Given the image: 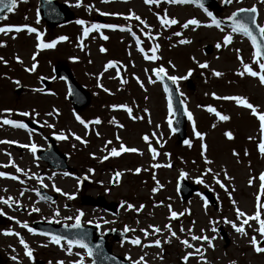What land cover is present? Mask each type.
<instances>
[{
  "label": "rangeland",
  "instance_id": "374dc122",
  "mask_svg": "<svg viewBox=\"0 0 264 264\" xmlns=\"http://www.w3.org/2000/svg\"><path fill=\"white\" fill-rule=\"evenodd\" d=\"M58 1L69 3L76 15L73 22L48 27L38 13V0H25L24 3L18 0L17 8L0 21V26L34 27L44 34L41 39L45 43L60 36L68 37L65 41H58L54 48L37 49L39 41L36 34L28 33L26 29L18 33H0L3 44L0 57L7 62H0V141L14 142L0 143V172L6 174L0 176V197L8 201H0V215L4 219L0 224V264H39L38 261L43 264L61 261L70 264L81 257L84 264H92L86 249L73 245L69 255L66 241L62 240L60 245L53 244L51 236L34 230L29 232L17 223H27L29 228L36 220L72 224L79 212H83L80 218L83 225L98 224L102 233L109 228L134 230V238L141 241L140 247L133 251L126 249L133 248V243L114 244L113 247L116 253L130 258H137L139 249H145L144 252L149 250L155 255L157 264H232L233 261L235 264H264V253H256L250 244V238L255 236L264 246V238L254 231L259 226L258 222L249 221L251 227L245 225L247 235L237 233L230 223H225L227 219L239 224L237 207L247 215H254L258 207L264 205V194L259 188V176L264 173V155L258 148L261 136L259 121L250 109L238 106L234 101L216 98L242 96L256 106L258 112H264V85L259 83L258 76L239 75L243 70L241 60L259 72L254 58L255 49L248 37L233 33L232 28L223 22L238 9L255 6L257 22L264 25V3L261 0H232L231 3L215 0L216 7H199L192 2L173 4L167 0H160L159 4H146L144 0H80V6H77V0ZM130 12L144 20L148 28L144 29L135 19H126ZM208 12L221 21L220 28L211 25L212 17ZM98 15L105 19V24L118 27L93 30L85 37L84 27L101 25L94 22ZM164 15L178 23L162 26L160 20ZM193 18L201 22L200 26L182 27ZM77 20L86 23L80 25ZM121 27L132 28L141 40L143 52L138 49L132 34L121 31ZM177 32L181 35H174ZM145 33H150L153 39ZM226 35H231L232 40L225 46L223 38ZM103 36L108 39H103ZM181 39L190 43L180 44ZM218 43L220 48L216 47ZM157 44L159 59H145V55H152L151 48ZM206 45L213 46L209 54L204 52ZM101 47L106 51L100 52ZM34 54L36 70L27 72L25 68L31 67ZM108 61L118 62L120 67L105 71ZM203 63L208 67L200 68L199 64ZM60 64L68 65L76 80L88 91L90 100L85 107L75 109L69 101L66 81L54 73V67ZM158 67H164L168 76H184L191 70V76L175 84L186 110L193 116L196 131L205 134L203 142L195 136L193 121L187 118V140L191 147L179 143L172 125L168 124V120L173 119L168 110L169 98L153 71ZM214 71L222 75L216 77ZM42 78L52 80L47 92L42 91ZM149 78L155 82L150 83ZM122 79L126 83L122 84ZM188 79L193 82V89L188 86ZM15 81H19V85ZM114 105H127L132 109V115ZM209 106L230 119L220 121L214 113L207 111ZM24 111L30 115H19ZM76 115L88 124L87 128L76 120ZM97 118L101 123H92ZM3 119L23 123L32 121L41 127V131L4 125ZM226 131H231L234 138L227 139ZM61 133L67 138L61 139L60 147L66 153L68 149L71 151V174L67 176L65 172L47 169L31 150L32 145L46 146V136ZM145 135L148 141L143 139ZM76 136L86 143L75 139ZM66 143H70V147L67 144L65 148ZM121 143L138 151L109 155L111 149H119ZM202 143L207 145L206 151L201 147ZM149 145L156 149L155 157L149 151ZM233 152L238 155H233ZM105 156L108 158L104 159ZM205 158L212 163H205ZM13 164L22 171L17 172ZM137 168L140 169L138 173L135 171ZM225 171L231 180L225 178ZM117 172L121 173L118 179L115 176ZM12 176L18 179H12ZM182 177L201 187L198 194L185 202L178 192V182ZM217 179L225 188L216 183ZM39 184L49 192L59 189L57 200L51 202L40 197ZM204 190L211 191L217 200L216 206L209 203L203 195ZM83 197H103L108 203H118L119 213L113 215L102 208L83 204ZM128 204H132L133 209H129ZM141 205L143 208L136 211ZM33 208L39 211H32ZM259 210L264 219V207ZM171 212H176L177 217L173 218ZM219 225L227 232L228 242L218 232ZM149 226L160 231L153 233ZM168 228L176 233L175 237L171 236ZM142 229L148 232L147 236ZM6 233H19V237ZM193 235L212 238L213 247H208L205 241L192 240ZM20 237L32 249L31 258L25 255V249L19 243ZM156 239L161 241L160 247L154 245ZM182 240H187L193 247H185ZM145 244L149 247L143 246ZM196 248L201 249L203 258ZM164 253L170 255L165 256L166 262ZM188 253L192 255L185 261L183 257Z\"/></svg>",
  "mask_w": 264,
  "mask_h": 264
},
{
  "label": "snow or ice",
  "instance_id": "6c2138e0",
  "mask_svg": "<svg viewBox=\"0 0 264 264\" xmlns=\"http://www.w3.org/2000/svg\"><path fill=\"white\" fill-rule=\"evenodd\" d=\"M103 2H108V0H103ZM144 2L146 4H159L160 0H144ZM167 2L169 3H173V4H176V3H180V4H183V3H190V2H195L198 4V6H201L202 7V4H199V0H167ZM232 0H225V3H231ZM262 3H264V0H261ZM18 6V0H0V12H3L4 10H7L8 12H13ZM77 6H80V0H77ZM252 13V14H255L257 13V8L255 6H253L252 8L250 9H238L237 12H234L232 13V15L230 17H228V19H230L232 21V32L233 33H241L243 34L244 36L248 37L252 43V46L253 48L255 49V52H254V58H255V63L258 64L259 66V72L258 71H254L253 68L249 65V64H246V63H243V61L241 60V63L243 64V70L239 73V75L243 76L245 73L251 77H257L259 78V83L261 85H264V74H261V73H264V25H257V28L259 30V37H257L256 35L253 34V31H252V28L249 26V23L244 20V19H238L237 18V15L238 13ZM103 14H107V13H103ZM208 16L212 17V20H211V25H214L215 27L217 28H220V25H221V21L220 20H217L211 12H208L207 13ZM113 15H117L116 13H113ZM4 19H6V17H3ZM126 19H135L137 21H139L140 25H143L144 29H147L148 28V25L146 24V22L144 20H142L139 16H137L134 12H130L129 15L127 17H125ZM39 22V20L37 19V23ZM77 24H80V25H85V21L84 20H77L76 21ZM160 23L162 26L164 25H175L178 23V21L176 19H169L167 17V15H164L163 18H161L160 20ZM200 21L193 18V19H190L188 20L187 22H185L182 27L183 28H188L189 25H194V26H200ZM251 23L252 24H256V20H255V16L253 15L251 17ZM209 25V26H211ZM118 26L117 25H113V24H102V25H98V24H94V25H91V27H84L83 28V35L85 37H87L89 35V33L93 30H96V31H99V29L101 28H112V29H115L117 28ZM28 32V33H35L36 34V38L37 40L39 41V43L37 44V49H51V48H54L57 44L58 41H65L68 39V37L66 36H60L57 38V40H52L51 42H43V40L41 39V37L44 35L42 32H39L36 28L34 27H30L28 25H21V26H15V25H5V26H0V33H4V34H8L10 32H20L22 30H25ZM121 31H128L132 34L133 38L136 40V45L138 47V49L143 52L144 49L140 47V44H141V40L138 36H136V33L132 31V28L131 27H127V28H124V27H121L120 28ZM143 30V29H142ZM146 35L149 36L150 39H153V37L151 36L150 33H145ZM174 35H181V33L177 32V33H174ZM103 39H108L107 36H103L102 37ZM232 40V36L231 35H226L224 36L223 38V43L224 45H228ZM180 44H185V43H190L189 40H186V39H181L179 41ZM0 46H3L2 42H0ZM217 48H220L221 47V44H217L216 45ZM159 49V45H155L154 47L151 48V52H152V55L151 56H148V55H145V59H151V60H156V59H159V57L156 55V52L158 51ZM106 49L101 47L100 48V52H105ZM239 51V50H237ZM17 61L18 62H21L20 61V58L19 57H16ZM73 59H76V58H73ZM32 60H33V63L31 65V67H28V68H25V71L27 72H33L36 70V67H37V63H36V55L34 54L32 56ZM0 62H4V63H7L6 61L3 60V57H0ZM117 63L118 62H114V61H108V63L105 65V71L107 69H115L117 68ZM199 67L200 68H207L208 65L206 63H203V64H199ZM156 77L157 78H163V76L165 75L166 73V70L164 67H158L156 69L153 70ZM213 75L216 76V77H220L222 75V73L218 72V71H214L213 72ZM117 76H119V71L117 70ZM189 76H191V70L188 71L187 75H184V76H175V75H171V76H168L167 79L170 80L173 84L177 83V81L179 80H185L187 79ZM99 79V77H98ZM138 83L139 80L137 81ZM149 82L150 83H154L155 81H153L151 78H149ZM15 83L17 85H19V81H15ZM121 83H126L125 80H121ZM98 86H101L102 85H98ZM141 88H143V84L141 83L140 84ZM106 92L108 91V89H104ZM165 92H168L169 89L167 86H165L164 88ZM35 91H40V89H35ZM213 96H215V93H213ZM217 99H221V100H229V101H234L238 106H242L246 109H250L251 110V114L253 116H256L258 118V121H259V129H260V133H261V136H260V141H259V144H258V148H259V152L264 155V112H258L257 110V107L254 106L253 104H251L247 98L245 97H242V96H221V97H216ZM113 107H121L123 108L130 116L132 115V109L130 107H128L127 105H114ZM168 110H169V113L171 115H174V113L172 112V104H171V99H169V103H168ZM5 111H11V110H5ZM55 111V109L53 110ZM207 111H209L210 113H214L216 115V117L220 120V121H228L230 119V117L228 115H225V114H221L219 111H217L214 107H211L209 106L207 108ZM34 112V110H33ZM36 115H38V113H34ZM52 113H48V115H51ZM19 115L21 116H24V117H28L30 115L29 112L27 111H24V112H20ZM185 115H187V118L189 121H193V132L195 134V136L197 138H199L202 142L204 141V138H205V134L204 133H201L199 131H196L195 129V122L193 120V116L190 112H188L186 109H185ZM76 120L79 121L80 124L84 125L85 128L88 127V124L79 116V115H76L75 116ZM134 119H140V117H133ZM92 123H95V124H99L101 123V121L97 118L95 121H93ZM2 124L4 125H11L12 127L14 128H20V129H27V124L21 122V121H17V120H13V119H3L2 120ZM168 124L169 126L171 127L172 125V120L169 119L168 120ZM48 127H52V125H47ZM212 127H215V124L212 125ZM173 131H175V129H173ZM98 135V133H97ZM153 135H155V133H153ZM224 135L227 137V139L231 140L233 139V133L231 131H226L224 133ZM59 139H66L67 137L64 136L63 133H61L58 137ZM75 139L77 140H80L81 143H86V141H83L81 140V137L79 136H76ZM118 139V137H117ZM143 139L145 141H148V136L145 135L143 137ZM249 139H252L251 137H249ZM0 143H14L13 141H0ZM108 143H111L110 141ZM184 143L186 145H188L189 147H191V142L189 140H185ZM24 147H27V145H24ZM201 147L206 151L207 150V145L206 144H201ZM31 150L33 152L36 151V146L35 145H32L31 146ZM138 150L136 148H129V147H125L122 143L120 144L119 146V149L117 148H112L109 155L111 156H119L121 153H124V152H137ZM149 151L152 152L153 154V157L156 156V149L152 148L151 145H149ZM247 154V153H245ZM167 155V154H166ZM233 155H238L237 153L233 152ZM108 157L105 156L104 159H107ZM205 163L207 164H211L212 161L210 160H207L205 158ZM158 165H153V167H157ZM6 167V165H5ZM13 167L16 168V171L17 172H21L22 169H20L19 167L15 166V164H13ZM89 171H92L91 169H89ZM135 171L138 173L140 171L139 168L135 169ZM209 172H211L212 170L209 168L208 169ZM6 174L3 173V172H0V176H5ZM64 175H69V173L65 172ZM121 173L117 172L115 173V176L117 177V179L120 177ZM218 175V173L216 174ZM12 179H18V177L16 176H12L11 177ZM225 178L228 179V180H231L232 178L231 177H228L227 176V173L225 171ZM259 180H260V185H259V188H260V192L261 194H264V173H261L260 176H259ZM197 182H202L200 180H198ZM216 183L220 185L221 188H225V185L222 184L220 182L219 179L216 180ZM252 183V180L250 179L249 180V184ZM57 191H60L59 189H56ZM153 191H155V189H153ZM225 191H227V189H225ZM21 195H23V193H21ZM229 197L231 198V193H229ZM69 198H72V197H69ZM9 199H11V197H9ZM257 199L259 200V196L257 197ZM0 201L4 202V203H7L8 201L7 200H4L2 197H0ZM232 203L235 205V201L233 200ZM127 207L129 209H133V205L132 204H128ZM260 207H264V205H260L258 207V210L256 211V213L254 215H247L245 212L241 211L238 207L235 208V211H236V218L237 220L239 221V224L235 223V222H232V221H228L227 219H225V223H230L232 228L237 232V233H240L241 235H247V232L245 230V225L251 227V225L249 224V221H256L258 222V228L254 229V231L258 232L259 235L264 238V219L261 218V211L259 210ZM143 208V205L140 206V208H136L135 210L136 211H140V209ZM32 211H39V209L37 208H33ZM58 214V213H57ZM177 213L176 212H171V216L173 218L177 217ZM182 215V213H181ZM81 216H83V212H79V214L75 217V220H76V223L73 225V227H76V228H79L80 227V218ZM17 223L20 224L21 227L23 228H26L29 232H33V229L29 228L27 223H21L19 221H17ZM97 227H99V225L97 224ZM149 227H152L153 228V233H157L160 231L159 228H156V227H153V226H149ZM168 227V226H166ZM125 231H130V229H128L127 227L124 229ZM169 232L171 233V236L175 237L176 236V233L175 232H172L171 231V228H168ZM134 231V230H132ZM144 232L145 236L148 235V232L145 231V230H141ZM181 231H183V228H181ZM212 231H215V229L213 228ZM6 234H14V235H17L19 237V233H6ZM192 240H202V241H205L207 242L208 244V247H213V244H212V238H209L208 236H200V237H197L195 235H193L192 237ZM177 239H179V237H177ZM62 240H66L67 242V245H68V254L71 255L72 252H71V247L73 245H78L80 248L82 249H86L87 250V255L89 257L93 256V249L91 247H89V245L87 243L84 242V238L81 237V238H78V239H67L66 237H63V236H56V235H53L51 236V242L53 244H57V245H60L61 244V241ZM167 242V241H165ZM19 243L23 246V248L25 249V255L28 256L29 258L32 257V249L29 247L28 243L22 238L20 237L19 238ZM131 243L135 244V245H139L141 243L140 239L139 238H136V239H133L131 241ZM154 245L156 247H160V244H161V241L159 239H156L155 241H153ZM181 243L185 246V247H188V248H191L193 247L187 240H182ZM250 244L251 246L253 247L254 251L256 253H264V246L261 245V243L256 239L255 236H252L250 238ZM97 248H99L100 246L97 245L96 246ZM196 252L197 253H200L201 254V257L203 258V253H201V249L200 248H196ZM77 256H79L80 254L79 253H76ZM192 253H188L187 255H185L183 257V259L185 261L188 260L189 256H191ZM13 259H16V257H13ZM141 261H143V258H141ZM58 264H63V262H58ZM70 264H84V258L81 257L79 260L77 261H74V262H70ZM93 264H95V262H93ZM133 264H140V262H133ZM232 264H235V262L233 261Z\"/></svg>",
  "mask_w": 264,
  "mask_h": 264
},
{
  "label": "water",
  "instance_id": "95a60500",
  "mask_svg": "<svg viewBox=\"0 0 264 264\" xmlns=\"http://www.w3.org/2000/svg\"><path fill=\"white\" fill-rule=\"evenodd\" d=\"M199 4L202 5H216L214 0H199ZM39 11L43 19L46 20L47 24L50 27H56L62 25L64 23L70 22L73 20L74 15L69 9L67 3H60L56 0H41ZM8 11L4 10L0 12V19L5 17ZM255 16V20L257 17V13H238V19H244L249 23V26L252 28L253 34L259 37L260 33L256 24L251 23V17ZM227 24L232 26V21L229 19L226 21ZM205 53L209 54L213 51L212 45H207L204 48ZM56 74L62 78H64L69 86V97L72 101L74 107L83 108L89 103V93L83 89V87L76 81L72 72L66 65H59L56 67ZM164 86H167L169 91L167 92L172 104V110L174 113V119L172 122V126L175 129V132L178 136L179 143H183L187 139V115H185V107L181 100L179 90L175 84H173L170 80L167 79V76L164 75L161 79ZM50 80L43 79L42 83L45 85V90L50 84ZM188 86L193 89L194 84L191 79L188 80ZM50 158H46L49 160L50 165L53 168H68L67 165V156L60 153L54 144H50L49 151ZM178 190L182 199L184 201L189 200L194 194L198 193L200 188L196 184L190 183L187 179L181 178L178 184ZM46 197L54 200L56 196H49L46 193L42 192ZM205 195L209 199L211 205L216 206L217 201L215 197L209 192L205 191ZM83 203L87 205L93 206H101L108 210L111 213H117L119 211V204L117 203H108L103 197H99L98 199H93L91 197H83ZM2 219L0 218V223ZM75 224V223H74ZM67 226L63 225H53L52 223H42L35 222L32 227L35 230L48 233L56 236H63L67 239H78L83 237L84 242L89 245L93 249V262L95 264H133L129 262L126 258L115 254L107 241V238L110 235H113L115 239H121L120 235L123 234L119 229H112L106 232V236H101L99 227L97 225H89L85 226L80 223V227L76 228L73 225ZM218 231L221 235L225 237L227 242L229 241V237L223 227L219 226ZM100 247L97 248L96 246Z\"/></svg>",
  "mask_w": 264,
  "mask_h": 264
},
{
  "label": "flooded vegetation",
  "instance_id": "af4514ba",
  "mask_svg": "<svg viewBox=\"0 0 264 264\" xmlns=\"http://www.w3.org/2000/svg\"><path fill=\"white\" fill-rule=\"evenodd\" d=\"M20 1H22V3H24V1L25 0H20ZM41 131V127L39 126L38 127V132H40ZM59 137V135H49V136H46L45 138H44V140L46 141V146H42V147H36V150H37V148H41L42 150H44V149H46V148H48L49 147V143H54L55 144V146L62 152V153H65L67 156H68V163H69V165H70V168H68V170L66 169H52V168H49V166L47 165V163H45V161L43 160V158H37V159H40L41 161H43L45 164H46V167H47V169H49L50 171H52V172H67V173H69V174H71V160H70V158H71V151L68 149L67 150V152L68 153H66V150L65 149H62L60 146H61V139H59L58 138ZM69 139H70V141H71V134L69 135ZM67 144L69 145V147H70V143H66V147L65 148H67ZM65 150V151H64ZM36 153V151L34 152V154ZM36 155V154H35ZM137 238V237H136ZM136 238H134V231H132V232H130V231H126V236L122 239V240H120V241H114L113 240V238L111 237V238H109V240L111 241V245H112V247H114V244L115 245H121V246H123V244H125V243H129V245H131L130 243H131V241L133 240V239H136ZM131 246H133V248H126L127 249V251H133L134 249L136 250L138 247H140L139 245H135V244H133V245H131ZM143 246H146V247H149L148 246V244H145V245H143ZM114 249V248H113ZM139 251H140V253L138 254V257L137 258H130V257H128L126 254H124V256H126V257H128L131 261H134V262H140V264H157V262H156V257H155V255L153 254V253H151V251H147V252H144L145 251V249H139ZM164 257L165 256H168V257H170V255L169 254H166V253H164V255H163ZM141 258H143V261H141ZM158 259V258H157ZM167 261V257H165V262Z\"/></svg>",
  "mask_w": 264,
  "mask_h": 264
}]
</instances>
